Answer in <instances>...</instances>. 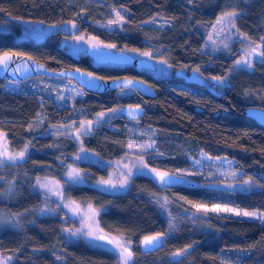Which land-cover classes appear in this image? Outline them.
<instances>
[{
  "label": "trees",
  "instance_id": "1",
  "mask_svg": "<svg viewBox=\"0 0 264 264\" xmlns=\"http://www.w3.org/2000/svg\"><path fill=\"white\" fill-rule=\"evenodd\" d=\"M113 10L123 11L125 20L109 28L106 22ZM227 10L238 13L236 34L262 43L264 53V0H0V23L72 21L79 31L105 44L148 51L174 72L195 71L205 80L222 83L212 94L191 84L147 78L156 91L152 98L137 92L133 97H116L113 92L95 95L77 85L85 96L70 107L57 108L39 92L5 90V80L0 79V131L10 149L25 147L27 152L20 162L0 165V254L12 256L11 264H118L114 253L66 237L63 230L75 221L57 198L39 189L37 183L45 177L60 182V198L99 209L98 231L130 241L132 264H264V127L244 114L246 107L264 108V56L251 68H234L236 55L202 51L211 25ZM3 52L29 55L52 70L74 66L89 70L44 39L13 41L11 34L0 33ZM92 70L106 78L135 76L129 69ZM127 103L143 107L139 126L154 131L158 150L153 152L160 156L147 158L150 170L134 175L127 188L116 193L67 182L62 174L71 163H77L91 181L105 176L106 167L89 159L77 161L73 157L77 140L47 130ZM95 123L90 132L80 134L82 146L100 160L123 155L127 139L132 138L124 119H112L110 125ZM200 154L230 160L234 169L243 172L242 178L250 180L251 189L226 191L200 185L201 177H182L181 172L191 166L190 158ZM156 171L175 173L182 182L165 185L154 176ZM45 204L49 209L42 211ZM217 204L256 211L263 218L215 216L195 209ZM151 235L162 237L161 246L141 251L139 240Z\"/></svg>",
  "mask_w": 264,
  "mask_h": 264
},
{
  "label": "rangeland",
  "instance_id": "2",
  "mask_svg": "<svg viewBox=\"0 0 264 264\" xmlns=\"http://www.w3.org/2000/svg\"><path fill=\"white\" fill-rule=\"evenodd\" d=\"M237 12L227 10L219 14L209 31L207 32L202 51L209 54H222L227 57H234V68H251L252 64L262 58L258 53H262V43H253L249 40L243 39L236 34L234 27V19ZM125 20V13L123 11L113 10L112 18L106 22L109 28L119 27ZM154 24H159V21H154ZM0 33H9L12 35L13 41L29 40L36 42L38 40L52 41L59 44L62 39L67 41L68 47H75L77 52L82 50V47L89 45H97L101 47L110 46L113 44H105L98 38L93 37L85 32L79 31L74 22H65L60 25H45L31 21H19L15 19H7L0 23ZM64 34H66L64 36ZM62 38V39H61ZM115 46V45H114ZM113 50L120 49L134 57H144L153 59L148 51L143 50H126L118 47H108ZM252 49H256L253 52ZM83 51V50H82ZM147 53L148 55H143ZM156 66L153 70L147 73L156 78H166L176 82L182 86L183 83L176 81L173 76L174 71H171L170 65L164 59H153ZM237 61L250 62V66L244 63L237 64ZM208 80V79H207ZM74 82L66 78H47L43 76L30 77L21 81L5 80L4 89L12 92H39L44 98H49L53 101L57 108L70 107L74 105L76 99L83 98L84 92ZM208 84L219 89L222 86L220 81L215 79L208 80ZM49 88V89H48ZM48 89V90H47ZM220 90V89H219ZM124 93V92H120ZM83 111V110H82ZM114 113V110L112 111ZM81 112H78L80 114ZM74 115V114H73ZM105 116V115H104ZM94 117V118H93ZM92 118L94 123H111L114 117L100 118L95 115ZM108 121V122H107ZM78 124V126L76 125ZM67 126H56L47 130L51 133H67L77 140V151L74 158L79 161L89 159L90 161H98L102 163V167H106V175L97 178L95 181L88 179L86 172L79 168L77 163H71L66 166L62 177L71 184H89L108 193L122 192L127 188L130 179L142 171H149L146 169V160L150 156H160L157 151L156 143L152 138H155L154 131L150 128L140 127L136 121L128 122L124 125L128 135L125 143V152L119 158L112 161L105 159L100 160L95 153L83 147L80 140L81 133H88L91 131L92 123L87 121V118L77 119L66 124ZM110 125V124H108ZM68 128V130L66 129ZM114 128V127H113ZM23 153V156L20 155ZM27 156L25 147L21 150L10 149L5 134L0 131V165L5 162H20ZM191 166L188 170L181 172V176L186 178L201 177L200 185H206L215 189H222L226 191L233 190H249L251 189V182L247 178H242L243 172L232 167V162L224 157L212 158L205 154H200L196 159L190 158ZM71 174V175H70ZM248 181V183H245ZM205 182V184H204ZM184 184L189 183L184 180ZM40 190L46 194L58 199L60 207H62L66 214L73 218L75 223L73 227L64 229L63 233L71 240L83 239L86 243L94 248L108 250L114 253L117 257L118 264H132L133 254L132 243L125 239H115L114 242L108 243L98 239L97 216L101 212L92 205L80 204L68 199L60 198V182L57 178L45 177L39 179L37 183ZM228 208L233 211H211L214 207ZM49 208L47 204L43 205L42 211ZM195 209L210 215H226L230 217H239L248 220H262L263 216L256 211L243 210L228 205H212L195 206ZM255 213V215H244V213ZM4 220V219H3ZM119 245V246H118ZM129 249L127 253L124 250ZM130 253V257H129ZM12 256L0 254V264H11Z\"/></svg>",
  "mask_w": 264,
  "mask_h": 264
},
{
  "label": "water",
  "instance_id": "3",
  "mask_svg": "<svg viewBox=\"0 0 264 264\" xmlns=\"http://www.w3.org/2000/svg\"><path fill=\"white\" fill-rule=\"evenodd\" d=\"M86 52L93 60V62L98 64H132L136 70H141L142 68L154 69L156 65V62H154L152 59L144 57H134L128 52H125L120 49L113 50L108 47H101L94 44L90 45L87 48ZM6 55L10 56L11 60L7 63L6 66L0 65V79L2 80L21 81L35 76L64 77L72 80L76 85H78L85 91L102 93L117 88H132L138 93L148 96L150 98L155 97L156 95V91L153 86L147 81L139 78H103L93 72L78 67L52 70L48 69L43 63L36 61L31 56L18 52L0 53V59H3ZM174 75L176 77H182L183 80L189 84H204V79L195 71H190L189 73H186L182 70L177 69L174 72ZM96 77H99L100 79H96ZM122 114L127 118L134 119L143 115V109L139 105L128 104L123 107ZM244 114L246 117L250 118L258 125L264 127V108L246 107L244 109ZM157 173L169 174V176L172 177V180L163 182V184L165 185H176L182 182V179L178 175L167 171L154 172V176L158 179V181L160 180L157 176ZM101 236L107 238L104 240L100 239L101 241L108 243H110L109 241H112L111 237L102 232H99L98 237ZM152 236L157 235H151L146 237ZM144 240L145 237L139 240V248L143 252L156 250L161 246L163 242L162 237L160 235L159 239L157 241H154L152 244H145ZM124 251L128 253L130 250L125 249Z\"/></svg>",
  "mask_w": 264,
  "mask_h": 264
},
{
  "label": "flooded vegetation",
  "instance_id": "4",
  "mask_svg": "<svg viewBox=\"0 0 264 264\" xmlns=\"http://www.w3.org/2000/svg\"><path fill=\"white\" fill-rule=\"evenodd\" d=\"M66 34H64V36H65ZM62 39V38H61ZM57 44V43H56ZM57 46H58V48L62 51V52H64L65 54H67L74 62H78V65L80 64L79 62L80 61H82L84 64L83 65H85L86 66V64H87V68H89V70L88 71H90V72H93V73H95L96 75H98V76H100L99 74H97L96 72H94L92 69H94V70H100V69H104V68H117V69H120V70H125V69H129V72L130 73H132L133 71H134V73H135V76H132V75H122V76H117V77H129V78H139V79H142V80H145V79H149V78H155V77H153V76H150L147 72L148 71H151V70H153V69H149V68H142L141 70H136L135 68H134V66L132 65V64H122V65H115V64H111V63H102V64H98V63H95V62H93V60L90 58V56L87 54V52H86V50H87V48L90 46H88V47H85V46H83L82 47V50L80 51V52H77V49L73 46V47H68L67 48V41L65 40V39H62L61 41H60V43L59 44H57ZM156 66V65H155ZM75 67H77V66H74V67H72V68H75ZM79 68V67H78ZM82 69V68H81ZM91 69V70H90ZM85 70H87V69H85ZM132 71V72H131ZM172 71V70H171ZM200 75V74H199ZM137 76H139V77H137ZM201 76V75H200ZM102 77V76H101ZM175 77V76H174ZM202 77V76H201ZM53 78H62V77H53ZM103 78H106V77H103ZM113 78H116V77H113ZM176 79H178V80H180L182 83H186L184 80H183V78L182 77H175ZM203 78V77H202ZM66 79H68V78H66ZM204 79V78H203ZM70 80V79H69ZM71 81V80H70ZM146 81V80H145ZM186 84H189V83H186ZM191 85H195L194 87L196 88V90L197 91H199V92H201L200 91V89H205V90H207V91H209L210 93H212V94H216V87H213V86H211V85H209L208 84V80L206 79H204V84H200V85H197V84H191ZM213 90V91H212ZM85 91V90H84ZM124 92V93H120V92ZM86 92V91H85ZM88 93H90L91 91H87ZM110 92H113L114 94V96H116V97H118V96H136L137 95V91H135L134 89H132V88H117V89H114V90H109V91H106V92H104V93H110ZM137 92V93H136ZM91 93H93V94H95V95H99V94H101V93H96V92H91ZM103 93V92H102ZM140 94V93H139ZM202 94H204V93H202ZM140 95H142V94H140ZM142 96H144V95H142ZM126 105H128V103L127 104H124V105H120L119 107H114L113 109L112 108H108V109H103V110H101V111H98V112H96L95 113V115H99L100 114V118H104V117H109V118H111V117H114L113 119L115 120V118H122V119H124V121L127 123V121L128 122H133V121H136V122H138V123H140V121H141V119H142V116H140V117H137V118H134V119H131V118H127V117H125L123 114H122V109H123V107H125ZM131 105H139V106H141L140 104H131ZM142 107V106H141ZM142 109H143V107H142ZM114 110V113L112 112ZM143 112H144V109H143ZM105 115V116H104ZM92 120H94V119H92V118H90V117H87V121L88 122H91L92 123V126H91V128L93 127V125L94 124H96V123H94ZM70 122H73L72 120L71 121H68V122H66L65 124H63V125H60V126H67L66 124H68V123H70ZM108 122V121H107ZM97 124H100V125H103V124H105V123H97ZM77 126H78V124H76ZM114 128H116L115 126H114ZM66 129H68V128H66ZM115 239L116 238H112V242H114L115 241ZM111 242V243H112Z\"/></svg>",
  "mask_w": 264,
  "mask_h": 264
},
{
  "label": "snow or ice",
  "instance_id": "5",
  "mask_svg": "<svg viewBox=\"0 0 264 264\" xmlns=\"http://www.w3.org/2000/svg\"><path fill=\"white\" fill-rule=\"evenodd\" d=\"M106 47H115L114 45H110V46H106ZM253 52H256V49H252ZM143 55H148L147 53H144ZM258 55L264 56V53H258ZM11 60L10 56H5L3 59H0V65H7V63ZM244 63L247 66H250V62L247 61H237V64H241ZM96 79H100L99 77H96ZM130 83V82H129ZM21 156H23V153H20ZM71 175V174H70ZM157 176L159 178V180L163 183V182H167L172 180V177L169 176V174H164V173H157ZM179 179V178H177ZM245 183H248V181H245ZM211 211H233L232 209H228V208H219V206L214 207L213 209H211ZM244 215H255V213H244ZM98 239L104 240L107 239L106 237H98ZM159 239V235L157 236H152V237H145L144 243L145 244H152L154 241H157ZM110 243L112 241H109ZM119 246V245H118ZM129 257H130V253H129Z\"/></svg>",
  "mask_w": 264,
  "mask_h": 264
}]
</instances>
